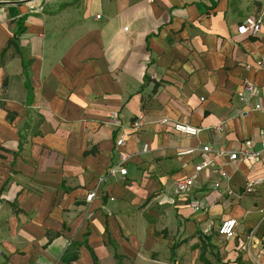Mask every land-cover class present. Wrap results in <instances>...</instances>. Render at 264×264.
Masks as SVG:
<instances>
[{
    "label": "crops",
    "instance_id": "0c3cea01",
    "mask_svg": "<svg viewBox=\"0 0 264 264\" xmlns=\"http://www.w3.org/2000/svg\"><path fill=\"white\" fill-rule=\"evenodd\" d=\"M263 7L0 0V264H214L210 247L264 241V154L213 152L264 137V25L237 31ZM245 80L259 94L242 101ZM177 121L202 130L181 134ZM203 145L213 151L178 155ZM121 153L128 173L98 184ZM204 159L212 165L177 194ZM251 181V194L225 193ZM227 218L238 219L230 238L219 234Z\"/></svg>",
    "mask_w": 264,
    "mask_h": 264
},
{
    "label": "built area",
    "instance_id": "2783aa9c",
    "mask_svg": "<svg viewBox=\"0 0 264 264\" xmlns=\"http://www.w3.org/2000/svg\"><path fill=\"white\" fill-rule=\"evenodd\" d=\"M263 2L264 0H260ZM264 25V7L262 11L256 15L248 16L243 22L238 25L237 31L238 34L241 35H257ZM259 65L263 66V62H260ZM259 94V88L252 82L245 80L243 82V90L240 92L239 97L240 100L246 101L249 97H254ZM256 110L264 111V106L257 104L255 106ZM163 123H168V119L165 118L162 120ZM140 121H135L133 123L134 127L138 128L140 126ZM173 128L175 131L190 136H196L202 130L201 127L192 125L188 122L177 121L174 123ZM125 137L126 134L122 133L121 136L116 141V146L121 147L125 144ZM260 147L255 149V143L253 141H246L243 148L239 150H227L225 148H218L216 151L209 145H203L199 148H186L181 150L178 155L185 156V155H192L195 154L197 151L200 153L206 154L210 152H214L216 157H229L230 161H244V162H251L257 159H261L262 155L264 154V137L260 142ZM148 146L145 144L143 146V151H147ZM131 156L129 154L121 153L120 157L116 159L109 169L107 170L106 174L99 178L98 184H102L107 178H119L121 176H125L127 172V164L130 161ZM212 159H204L200 163L195 166L194 174L184 178L178 183L177 187V194H186L188 193L194 186V181L196 175H199L205 168H208L212 165ZM253 182H249L247 186L243 189V191L235 192L230 188L225 189V193L228 195H233L240 199L244 194H251L253 193ZM216 187L220 186V183L215 184ZM95 196V192L90 193L87 196L88 200H91L92 197ZM113 199V198H112ZM196 210H201L200 206L195 207ZM238 226V219L236 218H227L222 221L219 227V234L224 236L225 238L233 237L236 233V227Z\"/></svg>",
    "mask_w": 264,
    "mask_h": 264
},
{
    "label": "rangeland",
    "instance_id": "374dc122",
    "mask_svg": "<svg viewBox=\"0 0 264 264\" xmlns=\"http://www.w3.org/2000/svg\"><path fill=\"white\" fill-rule=\"evenodd\" d=\"M212 236L224 242L214 229H212ZM255 239L249 241L247 249L244 251L229 250L230 252H228L225 250L226 247L219 249L210 247L209 257L214 264H264V241L259 239L254 241Z\"/></svg>",
    "mask_w": 264,
    "mask_h": 264
},
{
    "label": "trees",
    "instance_id": "16d2710c",
    "mask_svg": "<svg viewBox=\"0 0 264 264\" xmlns=\"http://www.w3.org/2000/svg\"><path fill=\"white\" fill-rule=\"evenodd\" d=\"M204 252H205V251H203V252H202V255H201V259H202V260H205V258H204ZM206 264H207V263H206Z\"/></svg>",
    "mask_w": 264,
    "mask_h": 264
}]
</instances>
